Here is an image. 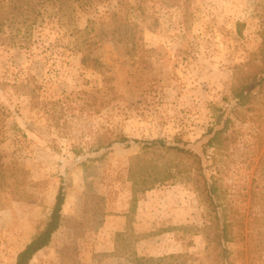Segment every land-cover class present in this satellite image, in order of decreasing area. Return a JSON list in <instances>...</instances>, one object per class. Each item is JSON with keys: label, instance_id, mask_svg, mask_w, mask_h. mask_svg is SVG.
<instances>
[{"label": "rangeland", "instance_id": "obj_1", "mask_svg": "<svg viewBox=\"0 0 264 264\" xmlns=\"http://www.w3.org/2000/svg\"><path fill=\"white\" fill-rule=\"evenodd\" d=\"M130 2L152 17L137 52L110 36L79 49L87 16L53 3L31 36L25 14L3 30L0 264H14L44 227L63 181L62 226L30 264H264V98L221 145L207 144L240 73L262 64L264 0ZM113 9L100 6L97 21L107 26ZM85 54L98 61L84 64ZM106 132L192 155L133 141L98 149ZM205 177L217 186L213 204Z\"/></svg>", "mask_w": 264, "mask_h": 264}, {"label": "trees", "instance_id": "obj_2", "mask_svg": "<svg viewBox=\"0 0 264 264\" xmlns=\"http://www.w3.org/2000/svg\"><path fill=\"white\" fill-rule=\"evenodd\" d=\"M47 3L57 5L58 9L62 12L77 8L87 16L86 27L78 30L77 46L82 50L91 48L92 44L95 42V37L104 39L110 36L125 44L130 51H141L143 49V32L146 27L151 26L147 25V22L152 17L149 11H147V7L142 2L131 4L130 0H0V39L3 40V38H5L3 30L6 24L9 23L12 27L16 26L18 21L16 20L17 17L15 19V16L22 14L27 16L25 23L27 21V32L31 36L38 22V16L42 14V8ZM108 5H113L114 9L110 13L111 21L106 26L104 23L97 21L96 12L100 6ZM11 14L13 15L12 17ZM153 20L154 22L156 21V19ZM238 30L240 33L242 32L241 28H238ZM260 32L263 39L259 50L262 64L259 69L253 70L254 67H251V63H249V69L244 73H240L238 76V79L231 88V100L234 101V105L231 109H224L217 115L215 122L216 129L212 130V136L207 141L208 146L221 145L224 135L231 128L232 121L241 117L243 119L245 118V115L242 114V110L252 106L257 98H264V19ZM12 39L17 42L21 37L14 36ZM82 61L84 64L88 65L94 62L96 63L98 60L92 59L89 54H85ZM37 85L38 84H36V86ZM36 86L31 100L35 106H38L40 104L42 87ZM103 134L104 139L100 141L98 149L111 147L117 142L125 143L126 146H130L133 141L134 143L142 144L143 149L175 150L192 155V151L177 145H170L162 139L145 141L130 139L127 136L112 137V135H109L107 132ZM194 156L199 160L201 159V155L198 153H195ZM4 166L0 152V176H5L6 168ZM148 178L149 177L143 178L140 181L135 179L134 182L136 186L140 183L142 185H148L152 183ZM204 190L211 203H215L218 194L217 186L214 182L210 183L206 177L204 179ZM134 193H137V189H134ZM66 196L67 185L63 181L59 187L51 215L46 224L31 238L25 247L19 251L14 264H30L34 256L40 250L50 245L54 234L60 229L63 223V206L66 201ZM217 236H219L221 240H227V238H229V231L226 225L218 229ZM225 253L228 254V249L222 246V254L226 255Z\"/></svg>", "mask_w": 264, "mask_h": 264}]
</instances>
